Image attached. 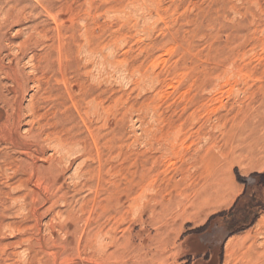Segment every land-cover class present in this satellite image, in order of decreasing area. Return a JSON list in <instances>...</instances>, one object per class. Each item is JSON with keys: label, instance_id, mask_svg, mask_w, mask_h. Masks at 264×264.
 <instances>
[{"label": "rangeland", "instance_id": "1", "mask_svg": "<svg viewBox=\"0 0 264 264\" xmlns=\"http://www.w3.org/2000/svg\"><path fill=\"white\" fill-rule=\"evenodd\" d=\"M0 264H264V0H0Z\"/></svg>", "mask_w": 264, "mask_h": 264}, {"label": "bare ground", "instance_id": "2", "mask_svg": "<svg viewBox=\"0 0 264 264\" xmlns=\"http://www.w3.org/2000/svg\"><path fill=\"white\" fill-rule=\"evenodd\" d=\"M143 170V169H142ZM142 172V171H141ZM181 172V171H180ZM142 174H144V173H142ZM143 175H141V177H142ZM140 177V176H139ZM144 177V176H143ZM259 221H262V218L259 220ZM259 224V223H258Z\"/></svg>", "mask_w": 264, "mask_h": 264}]
</instances>
